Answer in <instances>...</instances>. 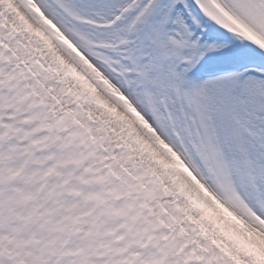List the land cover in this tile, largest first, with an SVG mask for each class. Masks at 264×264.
<instances>
[{"label":"snow or ice","instance_id":"1","mask_svg":"<svg viewBox=\"0 0 264 264\" xmlns=\"http://www.w3.org/2000/svg\"><path fill=\"white\" fill-rule=\"evenodd\" d=\"M0 264H264V0H0Z\"/></svg>","mask_w":264,"mask_h":264},{"label":"rangeland","instance_id":"2","mask_svg":"<svg viewBox=\"0 0 264 264\" xmlns=\"http://www.w3.org/2000/svg\"><path fill=\"white\" fill-rule=\"evenodd\" d=\"M250 233L243 228V226H238L236 231H235V238L237 239L238 242L240 243H246L248 242Z\"/></svg>","mask_w":264,"mask_h":264}]
</instances>
